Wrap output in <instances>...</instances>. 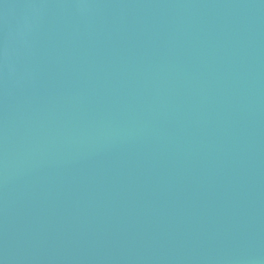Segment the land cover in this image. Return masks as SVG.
I'll use <instances>...</instances> for the list:
<instances>
[{"label": "water", "instance_id": "obj_1", "mask_svg": "<svg viewBox=\"0 0 264 264\" xmlns=\"http://www.w3.org/2000/svg\"><path fill=\"white\" fill-rule=\"evenodd\" d=\"M0 264H264V0H0Z\"/></svg>", "mask_w": 264, "mask_h": 264}]
</instances>
